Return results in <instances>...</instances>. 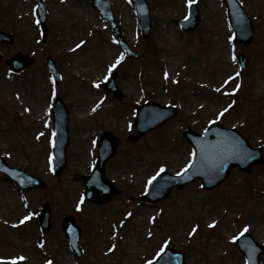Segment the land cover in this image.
Listing matches in <instances>:
<instances>
[{
    "label": "rangeland",
    "instance_id": "rangeland-1",
    "mask_svg": "<svg viewBox=\"0 0 264 264\" xmlns=\"http://www.w3.org/2000/svg\"><path fill=\"white\" fill-rule=\"evenodd\" d=\"M44 1L48 35L42 41L33 0H0V28L15 35L10 45H0V154L47 184L43 190L19 191L0 174V258L22 257V264H140L167 244L182 250L189 264H243L235 246L242 230L264 245V233L257 232L264 229V164L249 174L233 168L211 190L194 180L158 203L146 204L138 196L158 167L170 172L185 168L191 154L181 136L186 126L200 132L211 120L235 125L250 145L261 147L264 158V0H240L254 30L252 40L236 44L234 50L223 0H197L200 21L190 31L176 24L187 14L189 0H148L152 24L146 38L139 34L132 0H110L137 58H125L112 42L115 30L89 0ZM126 19L129 25H124ZM79 40L81 47L70 51ZM18 50L34 56V62L13 73L4 59ZM239 52L245 58L241 73L233 59ZM46 56L58 65L61 79L56 86L44 66ZM113 64L123 94L119 100L100 83ZM99 72L101 77H93ZM231 72L239 73L225 79ZM51 90L67 107L70 133L67 164L58 176L47 160L53 131ZM101 94L104 100L98 103ZM148 100L174 106L176 116L130 142L134 111ZM83 103L85 111L78 114ZM105 129L120 139L105 175L121 192L102 205L80 203L82 186L72 175L89 172L95 143ZM45 201L51 207L46 233L38 220ZM137 209L145 213L134 214ZM65 214H73L81 226L79 258L60 227ZM20 217L29 219L17 225ZM108 246H113L112 253L102 256ZM259 262L264 264V255Z\"/></svg>",
    "mask_w": 264,
    "mask_h": 264
},
{
    "label": "water",
    "instance_id": "water-1",
    "mask_svg": "<svg viewBox=\"0 0 264 264\" xmlns=\"http://www.w3.org/2000/svg\"><path fill=\"white\" fill-rule=\"evenodd\" d=\"M142 21H143V18H142ZM145 110L146 108H141L139 110V117L136 122V127L141 133H144L148 131L149 129L157 126L158 124L162 123L166 118L170 116V114H165L159 118H154L147 123H143L141 120H142V115L144 114ZM218 132H221V131L218 130ZM225 133L227 137H229L230 140L232 141V146L228 149L216 147L214 145H211V146L202 145V142L199 138L201 136H198L194 132H187L185 136L193 144L194 149H195V159H194L193 165L189 168V172L191 174L187 176L186 178H184L183 180H180L177 182L174 181L171 184L167 185L162 190L161 194L156 196L155 200L165 197L168 194V191L171 188V186L173 185L181 186L185 181L192 179L195 176L201 177L203 179L204 186L206 188L212 187L218 184L220 181H222L227 176L231 166L236 165V164L241 166L243 164V160L241 161L239 158H234V157L230 158L231 156L229 154L233 152V149L235 147L241 148L247 151V147L245 145L246 143H244L243 140L233 131H229ZM106 134L107 135L104 136V139L107 138L110 140L111 152L100 155L99 162L97 163L95 170H94V175L97 176L102 183H106V180L102 177L103 162L106 158H108L113 153L116 147V140L113 139L108 133ZM209 134L210 133L208 131L202 137L209 136ZM59 136H60V132L58 134V137ZM64 145L65 143L61 146L62 151L64 150ZM255 161H257V159H255L253 162ZM253 162H251L250 164H252ZM83 182L87 186L88 178H84ZM86 191H87V196L93 200H100L101 202H103L108 198L107 195H105L103 198H97L96 197L97 192L91 186H87Z\"/></svg>",
    "mask_w": 264,
    "mask_h": 264
},
{
    "label": "snow or ice",
    "instance_id": "snow-or-ice-1",
    "mask_svg": "<svg viewBox=\"0 0 264 264\" xmlns=\"http://www.w3.org/2000/svg\"><path fill=\"white\" fill-rule=\"evenodd\" d=\"M195 2V0H189V3H194ZM185 19H187V17H185ZM80 45H77V47H79ZM123 59V55H121L118 59H117V61H116V64H119L120 63V61ZM116 64H113L112 66H111V68L109 69V71H111V69L112 68H115L116 67ZM229 107H231V105L229 106ZM225 111H227V109H225ZM220 115H223V113H221ZM178 175H179V173H178ZM130 215V214H129ZM27 219H29V217H25L23 220H21V223H24V221L25 220H27ZM193 231H195V229L193 230ZM245 231H247V229H245ZM161 251H163V249H161ZM22 259V258H21ZM13 264H15V262H13ZM49 264H50V262H49ZM149 264H151V262H149Z\"/></svg>",
    "mask_w": 264,
    "mask_h": 264
},
{
    "label": "bare ground",
    "instance_id": "bare-ground-1",
    "mask_svg": "<svg viewBox=\"0 0 264 264\" xmlns=\"http://www.w3.org/2000/svg\"><path fill=\"white\" fill-rule=\"evenodd\" d=\"M129 23H130L129 20L126 19L124 25H129ZM84 106H85V104H80V106L78 107V110H77L78 114L83 113L85 111V110H82L84 108ZM224 147H226V145ZM263 231H264V229H260V230L257 229L258 233H264ZM66 255H68V253H66Z\"/></svg>",
    "mask_w": 264,
    "mask_h": 264
}]
</instances>
